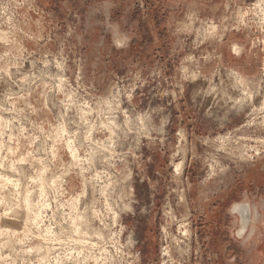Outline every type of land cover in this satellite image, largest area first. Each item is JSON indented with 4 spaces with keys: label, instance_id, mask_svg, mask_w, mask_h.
Segmentation results:
<instances>
[{
    "label": "rangeland",
    "instance_id": "rangeland-1",
    "mask_svg": "<svg viewBox=\"0 0 264 264\" xmlns=\"http://www.w3.org/2000/svg\"><path fill=\"white\" fill-rule=\"evenodd\" d=\"M0 264H264V0H0Z\"/></svg>",
    "mask_w": 264,
    "mask_h": 264
},
{
    "label": "bare ground",
    "instance_id": "bare-ground-1",
    "mask_svg": "<svg viewBox=\"0 0 264 264\" xmlns=\"http://www.w3.org/2000/svg\"><path fill=\"white\" fill-rule=\"evenodd\" d=\"M233 212H237L241 216V220L243 223V229L245 228V225L249 221V216H250V208L248 205H234L232 208Z\"/></svg>",
    "mask_w": 264,
    "mask_h": 264
}]
</instances>
